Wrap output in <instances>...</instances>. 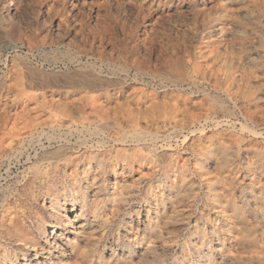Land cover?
<instances>
[{"label":"rangeland","instance_id":"374dc122","mask_svg":"<svg viewBox=\"0 0 264 264\" xmlns=\"http://www.w3.org/2000/svg\"><path fill=\"white\" fill-rule=\"evenodd\" d=\"M0 8L13 21L0 25V200L3 186L31 172L28 157L58 145L47 138L59 127L51 115L84 98L88 112L71 114L93 118L72 125L105 133L73 131L71 141L116 162L102 178L126 193L86 218L94 247L85 264H264V124L251 133L244 116L264 109V0H0ZM44 57L82 60L110 86L86 94L57 76L19 75ZM19 111L42 119L28 125ZM157 186L164 195H148Z\"/></svg>","mask_w":264,"mask_h":264},{"label":"bare ground","instance_id":"6f19581e","mask_svg":"<svg viewBox=\"0 0 264 264\" xmlns=\"http://www.w3.org/2000/svg\"><path fill=\"white\" fill-rule=\"evenodd\" d=\"M82 1H84V0H82ZM105 2L107 3V0H105ZM108 2H110V1H108ZM114 2H116V1H114ZM12 3L13 2L10 1V3H9L10 8H11ZM92 3H94V2H92ZM3 6H5V5H3ZM91 6H93V5H91ZM2 8H0V18L2 19V20H0V25L5 26V28L6 27L10 28V26L13 25V21L10 18L11 15L9 17L8 13L5 14L4 11L2 12ZM6 8H9V7L6 6ZM200 11H201V9H200ZM16 16H17V14H16ZM100 21H102V20H100ZM46 23H47V21H46ZM85 23H86V21H85ZM16 25L14 28H16ZM203 25H205V23H203ZM18 29H21V28H17V30ZM7 30H8V28H7ZM212 35H213V33H212ZM102 38H104V37H102ZM239 44H240V42H239ZM70 60L65 61V62L63 61V63H59V61L54 59V58L44 57L40 61H37V62L35 61L36 63H31V62L28 63L26 65V67L24 68V70L21 71V73H19V75L20 76H31V77L40 76L41 80L45 81V82H51L53 80H56L55 76H57V77L62 78L61 80L65 79L66 82L73 89L81 90V92H84L86 94H89V93L92 94L95 92L98 93V92H101V91L109 88L110 82L109 81L106 82V81L102 80L101 78H93L94 76H97V75L95 74V72L93 73L89 68L82 65L80 62L82 60H80V61H77L74 59H70ZM224 75H225V73H224ZM90 76H93V77H90ZM61 83H63V82H61ZM60 86H58V87H60ZM253 93L251 92L252 96H253ZM83 97H85V96H83ZM79 99H81V98H79ZM83 99H81L79 101H77L78 99H76V100L70 99L71 101H68V103H66V104L64 103V105H62L59 108L57 115H53V116L51 115L50 121H53L51 123H55L53 125L58 124L59 127L57 128V131H55V132H52V133L48 132L47 138L51 142L55 141L56 143H58V145H56L55 147H47L46 148L45 144H43V145L41 144L42 148H43V149H41L42 151L40 153L39 152L36 153L34 155V158L28 157V159L30 161H32L31 162L32 164L29 168V170H31V172H29V174H25V175H22L20 177L18 176L14 183L5 185L1 188L2 199L0 200V264H85V261L87 260L89 253L91 252V250L94 247V244H92V242H91L92 236L90 235L91 236L90 237L85 232V230L87 229V227L90 224L92 226V223L89 222L90 219L88 220L86 218L89 216V217H94V219H98V217H99L98 215H100V210L104 207V205H101V203L105 202L107 199L111 200V201H109V203H112L113 206L115 204L117 205L121 201L125 200V198H124V195H126L125 191L123 192L122 190H119V191L116 190V188H117L116 184H115L116 186H113L112 189H110L109 187H107L109 184H106V179L102 178V173H105V170H107L106 167L109 165L108 163H111V162H109L110 157L102 156V153L96 152L97 150L96 151L95 150L89 151V152L84 151V152L80 153L79 149L81 148V144H82L81 141H77L76 144H73L71 141V137H70L71 133L70 132H73V131H75V132L77 131L78 133H81V134L82 133L84 134L85 132H90L89 133L90 136H91V134H93V135L99 134V131H103L105 133L104 130L99 129L98 127H93L94 125L92 126V125H88V124L87 125L82 124L81 126H77V127L72 125V123H74V122L84 123L83 119L93 118L91 116L88 117L85 115H81V117L78 118V117H74L71 114L72 108L76 109L81 114H86L88 112V108L86 106V101L82 102ZM94 104H95V102H94ZM98 105H99V102H98ZM26 106L28 107L27 104H26ZM27 107H26V109H28ZM94 107H96V106H94ZM47 109H50L51 111H53V106H48ZM38 110H39V108H38ZM250 110H251L250 108L248 109V107H246V109L244 111V116H245V119L247 120L246 127L249 129V131H251V133L252 132L258 133L260 135V131H258V127L261 126L262 124H264V109L259 108L257 110V112H259V114L261 112V115H259L260 118L258 117L259 119L256 118L254 111L251 112ZM24 111L28 112L27 110H24ZM73 112H74L73 114H75V111H73ZM35 114H37V113H35ZM21 115H22V113H21ZM23 115H22L23 118L25 117L23 121L26 122V124H28V123H36L37 124V123H40V121L42 119V118L40 119V117H39V118H35V119L31 120L32 118H30L31 121H29L27 114L25 113ZM38 116H40V115H38ZM23 121H22V123L24 124ZM1 123H2V121H1ZM13 127H15V126H13ZM54 127H52V128H54ZM55 129H56V127H55ZM28 130H29V128H28ZM103 132H101V133H103ZM30 133H32V131ZM81 134L79 135V137L81 136ZM89 134H88V136H89ZM108 134H109V138H110L111 134L110 133H108ZM138 134L135 133L132 135L133 140H134V138H136L138 136L140 137V135H142L139 132H138ZM114 135H116V134H114ZM124 138H122L121 136H116L113 140H115L116 142L117 141L119 142V141H123ZM143 138H142V140H143ZM105 139H106V136L103 135V138L101 140H98V143L101 144V143L105 142ZM138 140H136V141H138ZM126 141H124V142H126ZM139 141H141V140H139ZM22 142H23V140H22ZM1 143H2V141H1ZM136 143H138V142H136ZM20 145H22V144H20ZM117 145H119V144H117ZM103 146H106V145H103ZM23 147H25V146H23ZM23 147H19V150H17L18 154L22 153ZM87 150H89V149H87ZM127 156H129V155H127ZM136 158L134 160H136ZM263 159H264V155L261 156V158L259 159V162L264 161ZM116 160H114V162ZM253 163H254V159L252 156V159H250V165H249L250 167L249 168H251L253 166ZM111 164L116 166L117 163L115 162V163H111ZM127 165H129V164H127ZM260 167H261V165L259 166V168ZM113 169L116 170L117 168L114 167ZM251 170H252V172L254 171L253 168ZM188 171H190V170H188ZM105 176H106V174H105ZM252 176L255 180H258V181H261L264 178V177L262 178L263 173H258V174L253 173ZM168 180H169V178L167 177V178H164L162 181L168 182ZM116 181H118V180H116ZM112 182L114 183V180ZM124 184H125V182H124ZM262 188H261V190H262ZM261 190H260V192H261ZM163 191H164L163 187L157 186L156 190H151V191L149 190L148 195L155 196V197L156 196H162L165 193ZM262 194H263V192H262ZM127 196H128V194H127ZM216 197H217V194H215L213 196V199ZM38 203L40 204L41 208L44 209V211L46 213V217L49 219L50 222L44 223V221H42L43 216H40V211H38L36 208L34 209L32 207L33 205H37ZM255 203L258 205V202H255ZM68 205L70 206V208H68ZM259 205H264V202L260 203ZM76 206H79V207H77V209L78 208L79 209L77 211H74V210H76ZM254 210H256V209H254ZM223 212L226 213L227 212L226 209H224ZM162 225H163V223H162ZM104 231L105 230L103 229V232ZM94 234H96V233H94ZM242 234H243V232H242ZM95 237H97V236H95ZM194 263L195 262L192 260H187L184 264H194Z\"/></svg>","mask_w":264,"mask_h":264}]
</instances>
